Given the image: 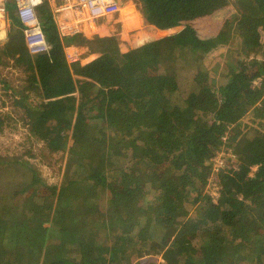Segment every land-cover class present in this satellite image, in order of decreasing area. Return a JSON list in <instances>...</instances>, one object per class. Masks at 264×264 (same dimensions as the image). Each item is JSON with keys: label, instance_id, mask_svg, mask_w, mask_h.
<instances>
[{"label": "trees", "instance_id": "obj_1", "mask_svg": "<svg viewBox=\"0 0 264 264\" xmlns=\"http://www.w3.org/2000/svg\"><path fill=\"white\" fill-rule=\"evenodd\" d=\"M246 2L261 17L227 11L230 0H139L147 24L178 29L130 48L116 35L60 37L43 0L46 61H34L11 27L0 58L24 78L12 88L0 77L1 87L65 171L50 185L27 162L0 156L3 180L27 177L0 195V264H264V0ZM71 45L98 56L69 63ZM226 145L245 175H215L213 202L211 158Z\"/></svg>", "mask_w": 264, "mask_h": 264}, {"label": "rangeland", "instance_id": "obj_2", "mask_svg": "<svg viewBox=\"0 0 264 264\" xmlns=\"http://www.w3.org/2000/svg\"><path fill=\"white\" fill-rule=\"evenodd\" d=\"M117 1L119 3L120 10H121V6L122 7H128L127 2H131L134 4V6L141 13L139 0H117ZM49 2H50L52 7L55 5H62L63 6L65 4L68 8H62V10L63 9H68V10L72 9L74 11V9H73L74 5L72 6L71 4L75 3V0H49ZM238 2H239V0H230V3L226 6V10L233 13V14H235V13L247 14V15L254 17V18L261 17L260 10H258V8H256V6L254 4L251 5L249 3L247 4V2H246L242 6ZM10 4H12V5L10 6ZM7 8H8V19H9V15H13V18H14V16H15V5L11 0H8V2H7ZM76 11H74V15L77 16V15H79V12H80L79 8H77ZM80 14H81V12H80ZM79 17L80 16H78L76 18H79ZM112 17H114V15ZM107 18H109V17H107ZM110 18H111V16H110ZM200 19L202 20V18H200ZM198 20H199V18H198ZM201 20H199L200 24L198 23V25H200L202 27L211 25V21H205L203 23V22H201ZM116 22H117V20H116ZM116 22H115V19L114 20L111 19V23L115 24ZM69 25H71V24H69ZM11 27H12V25H11ZM11 27H10V23H9L8 30H10ZM177 29L178 28H173V29L165 30V31H158V33L155 31L156 30L155 29L154 30L155 33H153L152 37L155 38L154 40H160V39L162 40V39L167 38L170 35L174 34L177 31ZM58 33H59L60 37H62V38L70 37V36L74 35V34L67 35V29L58 30ZM75 34H81V33H75ZM6 37H7V35H6ZM1 40H3V39H0V51L3 50ZM260 42L264 43V31L260 32ZM132 45H134V44H132ZM141 45H138V46H141ZM224 48H222L218 51V52L222 53L223 58L226 57V52H225ZM84 51H85L84 48H77V51H75L73 53H70V54L65 53L66 59H68V56H71V59H74V61H72V62H70L68 60L67 61L69 63L79 62L80 60L84 59L83 57H85L87 54ZM223 58L220 59L221 60L220 64H222ZM257 59H263L264 60V56L262 57V56L258 55ZM214 61L217 62L218 60H214ZM172 64H173L172 59L168 58L166 61V64H165V69L167 70L168 73H175V71H173ZM210 66H212V64ZM221 67H222V65H221ZM0 77L3 80H5L6 83H8L10 87L16 88L20 84H22V80L24 78V72L21 71L19 68H17L12 60L7 59L5 57H1L0 58ZM16 98L17 97L12 95V93L10 91L3 89L1 87V83H0V156L16 158V159L25 161L29 165H32L36 170H38V172H39L38 175L42 179H44L47 184L58 185V184H60L61 179L63 177V173L65 171V169L63 167L64 161L61 160L60 155H59L60 153L53 155L52 159H49L48 157H46V155H45L46 151L44 150V148H43L44 146L42 145V143L36 141V139L29 132L30 124L32 122L31 115H29L25 110H23L22 105H20L16 101ZM241 123L243 124V127H242L243 130H247L248 127L250 126V122H249L248 118H244L241 121ZM246 136L252 137L253 132L248 131ZM225 137L227 138V136H225ZM236 137L239 138L240 137L239 134H237ZM227 143H228V141H227ZM227 148L230 149L228 146H227ZM231 153L235 157L233 151H231ZM232 160H234V159L231 157H230V159L227 160V168L228 167L231 168L234 171V173L232 174L233 178H235L236 180H239L245 175V172L242 169H239L238 164L233 163ZM126 161L127 160L121 162V164L124 166ZM234 162H235V160H234ZM164 172H168V170H164ZM0 180H2L4 183L3 184L0 181L2 183V186H3V187L0 186V192H1L0 195H4L5 192H7V191H9L10 194L12 195L13 190H14L13 187L26 183L27 177L25 175H21L17 171H14L13 174L9 173V175L7 174V176H4V180L0 176ZM142 205H143V202H142ZM20 230L25 237L30 238L32 236L31 235L32 229H30L29 227L21 226ZM155 259L156 260H155L154 264H163L161 257L157 256Z\"/></svg>", "mask_w": 264, "mask_h": 264}, {"label": "built area", "instance_id": "obj_3", "mask_svg": "<svg viewBox=\"0 0 264 264\" xmlns=\"http://www.w3.org/2000/svg\"><path fill=\"white\" fill-rule=\"evenodd\" d=\"M15 5V16L22 27L24 43L28 53L32 58L47 56L51 50V46L43 32L40 21L37 17V8L42 4V0H11ZM8 0H0V32L6 28V19H8ZM80 8L81 15L84 17V23L88 28H94L100 19H104L120 11L117 0H75ZM64 8H68L65 6ZM80 18H75V25L71 28V32L67 29V35L79 33L78 25ZM68 61L72 62L71 56ZM226 142V137L222 138ZM235 158L231 150L226 146L222 148L215 156L211 158L213 177L208 180L209 193L213 197V202L219 197V187L214 182V176L227 168V160Z\"/></svg>", "mask_w": 264, "mask_h": 264}, {"label": "crops", "instance_id": "obj_4", "mask_svg": "<svg viewBox=\"0 0 264 264\" xmlns=\"http://www.w3.org/2000/svg\"><path fill=\"white\" fill-rule=\"evenodd\" d=\"M46 1L49 4V8H50L51 15L53 17V21H54L56 28L58 30L67 28L71 32V29H72L71 27L73 25H75L74 19L76 17L80 16L81 17L80 18V24L78 25L79 33H81L80 34L81 37L85 38V40L87 39V41H91L94 38H103V37H109L112 35H116L119 38V40L121 42H123L125 45L129 46L130 48H136V47H138V45H141V44L143 45L144 43H146L148 41H154L155 38L152 37L153 33H155V31L158 33V30H155L151 25H149L145 22L140 11L131 2H127L128 7H122L121 6L120 12L118 14H115L114 17L111 16V18L109 17V18H104V19L99 20L96 27L92 29V28H88L86 26V24L84 23V20H83L84 17L80 14V12H79V15H77V16L74 15V11H76L77 8H79V6H77L75 3L71 4L72 6L74 5V7H73L74 11H73L72 9H70V10L63 9L62 10V8H64V6H66L65 4L63 6L62 5H55L52 7L49 0H46ZM42 4H43V2H42ZM79 10H80V8H79ZM111 19L112 20L115 19V22H116V20H117V22L115 24H113V23H111ZM17 22L18 21L16 19V16H14V18L11 19L10 15H9V19H6L7 24H6L5 30L0 32V39H3V40H1V42L8 39L7 37L9 35V32L11 31V29L8 30L9 23H10V27L12 25V27L15 26L19 29V31L22 35V38L24 39L22 27H21L20 23L18 22V24H17ZM69 24H71V25H69ZM6 35H7V37H6ZM132 44H134V45H132ZM84 49H85L84 52L88 53V49L85 47H84ZM75 51H77V47H75L73 45L68 46L65 49L66 54H70V53H73ZM97 56H98L97 54H86V56L83 57L84 59L80 60L79 63L81 65H85V64L91 62L92 60H94ZM43 57H45L43 60L46 61L49 56L47 55V56H43ZM39 58H41V57H39ZM33 60L38 61L37 58H33ZM80 79H81V77L74 76V80H80Z\"/></svg>", "mask_w": 264, "mask_h": 264}, {"label": "clouds", "instance_id": "obj_5", "mask_svg": "<svg viewBox=\"0 0 264 264\" xmlns=\"http://www.w3.org/2000/svg\"><path fill=\"white\" fill-rule=\"evenodd\" d=\"M42 2H43V0H42ZM17 19V18H16ZM18 21V20H17Z\"/></svg>", "mask_w": 264, "mask_h": 264}, {"label": "bare ground", "instance_id": "obj_6", "mask_svg": "<svg viewBox=\"0 0 264 264\" xmlns=\"http://www.w3.org/2000/svg\"><path fill=\"white\" fill-rule=\"evenodd\" d=\"M77 5V4H76ZM78 6V5H77Z\"/></svg>", "mask_w": 264, "mask_h": 264}]
</instances>
